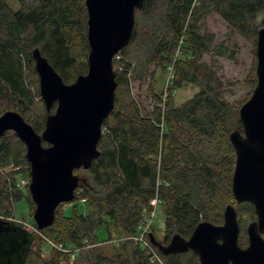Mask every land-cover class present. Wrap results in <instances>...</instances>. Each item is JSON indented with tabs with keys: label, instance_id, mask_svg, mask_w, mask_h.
Here are the masks:
<instances>
[{
	"label": "trees",
	"instance_id": "16d2710c",
	"mask_svg": "<svg viewBox=\"0 0 264 264\" xmlns=\"http://www.w3.org/2000/svg\"><path fill=\"white\" fill-rule=\"evenodd\" d=\"M17 1L20 7L14 10L8 0H0V115L17 110L41 133L47 109L33 50L39 48L66 83L86 74L88 10L86 0ZM213 13L256 48L258 29L264 25V0H143L136 9L132 39L117 54L121 60H113L115 107L103 124L100 156L89 169L75 170L81 180L74 202L86 197V212L73 204L67 213L61 204L54 224L43 230L59 243L81 247L75 264H152L147 250L132 240L113 246L110 254L103 252L108 244L98 243L113 237L112 227L120 235L134 234L157 189L165 211L164 244L175 234L189 238L202 221L222 224L228 204L238 213L239 243L248 244L245 230L257 219L256 210L251 202L238 203L232 191L236 152L229 135L235 129L243 131L239 108L226 98L217 71L203 61L213 51L234 55L224 43L215 44L213 33L203 31L204 20ZM181 41L191 57L174 60ZM171 65L173 88L193 84L199 90L181 105L170 99L162 106L156 74ZM148 78L149 92L157 101L151 111L132 90V81L144 83ZM56 107L55 102L52 112ZM25 154L26 145L15 132L0 136V168L11 163L29 166ZM27 174L30 177V168ZM6 189H0V215L9 216L13 198L18 201L25 194ZM28 193L34 205L29 186ZM100 227L106 229L107 238L98 234ZM32 245L23 249L19 264H64L63 252L53 250L44 258ZM160 254L164 264H200L191 250Z\"/></svg>",
	"mask_w": 264,
	"mask_h": 264
},
{
	"label": "water",
	"instance_id": "95a60500",
	"mask_svg": "<svg viewBox=\"0 0 264 264\" xmlns=\"http://www.w3.org/2000/svg\"><path fill=\"white\" fill-rule=\"evenodd\" d=\"M142 3L143 0H86L89 67L72 83L63 80L39 48L33 50L40 94L47 109L43 132H38L17 110L0 115V136L13 131L26 145L29 191L36 206L33 218L40 230L54 224L62 203L76 199L81 178L75 170L89 169L100 156L103 124L115 107L113 60L130 43L135 11ZM256 58L257 84L239 108L243 131L235 129L229 135L236 152L234 197L238 203L251 202L257 214L247 227L248 245L239 243L238 213L233 204H228L222 224L202 221L189 238L175 234L164 244L150 232L151 242L166 256L191 250L198 255L200 264H264V25L258 29ZM55 102L57 107L52 112ZM34 240V233L12 220L0 219V261L19 264L23 249ZM9 247L18 250L11 253Z\"/></svg>",
	"mask_w": 264,
	"mask_h": 264
},
{
	"label": "rangeland",
	"instance_id": "374dc122",
	"mask_svg": "<svg viewBox=\"0 0 264 264\" xmlns=\"http://www.w3.org/2000/svg\"><path fill=\"white\" fill-rule=\"evenodd\" d=\"M8 2L14 10L19 9L20 5L17 0H8ZM204 30H208L215 35L216 45L224 43L228 49L234 53V55L231 57L229 54L219 55L213 51L206 53L204 55L203 61L217 71L225 85L224 94L226 98L235 107L240 108L242 102H246L251 97L255 88L253 86V73L255 71L254 68H256L257 65L255 53L256 48L251 42L246 40L241 35L232 33L227 22L218 14L213 13L204 20L203 31ZM183 48V41H181L177 50V52H179V56L187 59L190 58V53L185 48ZM117 60H121V57L118 55ZM156 77L159 82L158 92L160 93V102L158 104L162 106H164L165 103L170 99L173 101L174 105H181L192 98L199 90V88L193 84H187L186 86L179 89L173 88V70H171L169 66L164 68V70H158ZM151 80V78H148L146 81H144V83H141L138 80L132 81V90L134 95L141 99L149 111L154 108L155 102L157 103L155 96L149 92ZM163 152L164 147L162 145L158 155L159 161H161ZM28 168H30V165H15L14 163L0 168V189L7 188L13 194L19 192V190H22L25 194L18 201L14 200L12 197L13 212L9 216L0 215V219L13 220L32 231L35 234V240L32 245L33 249L40 252L42 257L48 258L53 250H59L58 247H56L59 242L49 237V235L43 230H38V226L33 218L36 206L35 203L34 205L31 204L30 199L28 198V186L30 182V177L27 174ZM14 172H16V176L15 180L13 181L11 175H14ZM73 202L74 201L62 203V210H65L67 213H69L73 208V204H77L80 210L86 212L88 206L87 201L85 203H83L81 200L77 201L76 203ZM158 213V217L152 224L151 232L155 234L157 239L162 241L165 238V211L162 202L159 206ZM111 230L113 237L104 240L108 241L106 242L108 245L104 246L103 248V252L105 254H110L112 252L113 246L119 245L120 242L128 241L126 238L127 235H120L118 230L114 227H112ZM98 234L103 239L108 237V233L104 227H100L98 229ZM241 235L242 233L240 229V236ZM245 235L248 240L246 230ZM116 240L119 241L117 244L115 243ZM77 257L73 264L76 263ZM67 261L68 262H66L64 259L63 263L72 264V261H70L69 258Z\"/></svg>",
	"mask_w": 264,
	"mask_h": 264
},
{
	"label": "built area",
	"instance_id": "2783aa9c",
	"mask_svg": "<svg viewBox=\"0 0 264 264\" xmlns=\"http://www.w3.org/2000/svg\"><path fill=\"white\" fill-rule=\"evenodd\" d=\"M117 57V55H116ZM179 58V52L175 55L174 60ZM171 70H173V65L169 66ZM173 78H174V72H173ZM105 128L103 127V132ZM160 182H158V185ZM82 189H79L81 191ZM159 189H157V193L154 197H152L149 201V205L144 208L143 210V219L142 221L138 224L136 231L132 235H127L128 240H132L134 243L141 245L143 248L147 250V252L150 255V261L152 264H164V260L161 256V254L158 252L157 248L155 245L150 240V232L152 228V224L154 220L158 217V210L159 206L162 202L161 197L159 195ZM88 199L86 197L82 198L81 201L85 203ZM38 230H40L38 228ZM106 242L108 241H100L98 245H103L107 244ZM119 241L116 240L115 243L117 244ZM59 251L64 253L65 256V261L68 262V258L70 261L73 262L75 261L78 252L80 251L81 247L73 246V245H65L64 243H59L57 246Z\"/></svg>",
	"mask_w": 264,
	"mask_h": 264
},
{
	"label": "flooded vegetation",
	"instance_id": "af4514ba",
	"mask_svg": "<svg viewBox=\"0 0 264 264\" xmlns=\"http://www.w3.org/2000/svg\"><path fill=\"white\" fill-rule=\"evenodd\" d=\"M248 227V226H247ZM246 232H247V229H246ZM263 236H264V234H263ZM249 242V241H248Z\"/></svg>",
	"mask_w": 264,
	"mask_h": 264
}]
</instances>
